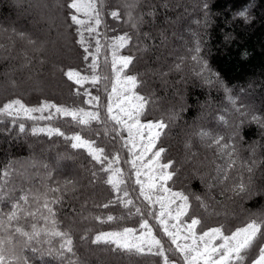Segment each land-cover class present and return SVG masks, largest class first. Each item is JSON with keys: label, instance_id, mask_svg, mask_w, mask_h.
<instances>
[{"label": "trees", "instance_id": "16d2710c", "mask_svg": "<svg viewBox=\"0 0 264 264\" xmlns=\"http://www.w3.org/2000/svg\"><path fill=\"white\" fill-rule=\"evenodd\" d=\"M50 1L0 0V17L16 29L13 34L9 33L0 20V83L3 76L7 77L8 72L18 66L28 70V78L38 72H47L48 66H53L57 68L59 80L56 87L42 91L3 93L0 107L15 99L26 106L50 102L69 109L98 112L104 122L93 121L90 128L82 131L83 126L62 115H48L51 119L0 116V172L11 165L8 183L4 185L7 195L5 201L0 202V209L8 210L11 201L7 197L16 199L29 190L38 195L39 204L33 201L32 208L39 207L43 215L50 218L49 222L44 225L38 215L36 220L29 218L25 227L30 231V224L38 223L49 230L55 227L68 232L73 241L74 256L67 255L78 264H164L160 256L127 254L110 250L114 245L92 243L102 232H122L130 228L136 234L142 230V220L147 219L153 234L161 241L165 256L177 264H184L183 257L175 252L171 238L157 222L160 204L149 206L139 194L135 170L129 163L133 158L129 152L132 145L125 146L127 127L108 119L109 94L116 80L111 66L110 40L127 33L131 40L118 54L134 59L122 74L137 76L140 83L133 91L149 99L140 122L163 120L167 124L145 160L159 148H164L160 163L172 161L169 171L175 172L166 187L184 192L191 200L189 214L180 218L178 227L190 223L191 217H197L202 221L196 227L197 233L220 225L224 226L225 233H230L246 223L251 213L264 212V194L242 198L225 191L238 182L241 175L247 181L249 173L243 165L255 160L252 191L264 193V128L252 121L253 115L264 121V0H144L137 13L143 20L140 28L127 24L121 0H97L101 24L96 28L93 40L97 37L100 47L96 53L98 73L108 78L96 85L87 83L83 86L68 80L64 72L75 69L90 73L92 55L78 43L77 26L68 18L71 11L66 7L68 0ZM42 5L50 10L58 6L55 14L48 15L51 29L46 24L41 25V29L45 27L46 32L50 29V36L59 27L63 30L68 45L59 55L49 53L48 49L42 50L47 41L20 27L26 20L34 21V11ZM113 11L119 12V19L110 15ZM242 11H246L247 19L239 16ZM56 15L60 22L56 21ZM19 33H24L23 39ZM29 40L35 43H29ZM197 43L199 53L195 51ZM85 55L89 56L88 60L84 59ZM193 56L200 62L193 60ZM39 81L50 84L45 73L39 76ZM92 96H98L99 102L86 103ZM230 98L235 100V105ZM241 112L247 115L242 116ZM21 124L23 132L20 131ZM34 128L45 131L33 134ZM49 128H58L64 135H49ZM202 132L209 135L202 137ZM76 133L95 141L98 147L105 149L107 157L118 154L119 163H114L113 167L124 172L127 197L106 183L110 173L102 169L107 168L109 160L97 163L86 149L71 147L72 141L66 137ZM7 135H12V139ZM217 137L224 138L222 144L233 145L236 149V165L229 173L230 179L223 184L217 176V168L225 167L228 158L220 153L219 146L212 144ZM253 149L255 152L250 155ZM140 151L138 147V153ZM225 151H231V148ZM197 164H200L198 169L195 168ZM72 166L76 169L73 172L69 170ZM80 177L82 181L78 184ZM52 188L59 191H50ZM195 196L204 198L209 205L207 211L200 207ZM45 199L53 209L54 217L42 207ZM121 199H131L133 204L125 205ZM179 203L177 201L173 207ZM105 204L108 207H104ZM136 208L141 211L137 213ZM149 212L156 216L150 217ZM109 216L113 219L108 220ZM52 219H55V225L51 223ZM161 219L171 221L166 215ZM52 239L59 247L60 238ZM37 247L45 254L41 257L27 252L30 264H69L68 260L47 255L48 244L41 243Z\"/></svg>", "mask_w": 264, "mask_h": 264}, {"label": "snow or ice", "instance_id": "6c2138e0", "mask_svg": "<svg viewBox=\"0 0 264 264\" xmlns=\"http://www.w3.org/2000/svg\"><path fill=\"white\" fill-rule=\"evenodd\" d=\"M66 7L71 10L68 18L71 20L72 24L77 26V31L80 35L78 43H80L84 51L88 53L89 49L85 47L84 32L81 31V29L91 34L94 33L96 28L101 24L100 13L97 10V0H68ZM129 7H132V5H129ZM204 7L207 8L208 5L205 4ZM110 15L114 19L120 18L118 11H113ZM127 15V22H131V26L136 28L137 24L134 22L135 18L132 12H128ZM239 16L247 19L246 11L240 12ZM93 22L95 27H93ZM18 35L21 39L24 38V33H19ZM130 40L131 37L125 33L124 35L117 36L111 44V66L116 76V83H113L112 92L109 94L107 113L108 119L114 121L116 125L127 127L128 140L125 142V146L127 147L128 144L132 145L129 152L133 158L129 160V163H131L132 168L135 170V175L137 177L135 183L139 185L140 196L144 198L149 206H152L154 203L160 204L161 211L158 216L152 212H149L148 215L150 217L156 216L157 222L163 228L165 234L171 238L172 244L175 245V252H178L180 256L183 257L184 264H264V212L251 213L246 223L240 227H236L230 233H225L223 230L224 226L220 225L210 228L202 234H198L196 227L200 225L202 221L197 217H191L190 223H186L183 228L178 227L177 224L169 226L167 220L161 219V217L167 214L169 220H176L179 224L180 218L189 214L191 200L189 195L184 192L173 191L171 188L166 187L167 182L172 180L175 172L169 171L173 164L172 161L160 163L161 155L165 152L164 148H159L153 153L151 158L145 160L146 154L151 152L156 146V141L160 138L167 124L163 120L142 124L140 122V117L143 115L145 106L149 103V99L133 91L140 83L137 76L128 75L121 80L120 73L133 62L134 57L119 56L118 52L128 45ZM29 43L35 42L29 40ZM99 51V41H97L96 53H99ZM195 51L197 53L200 52L199 43H197ZM84 59L88 60L89 56L85 55ZM192 59L200 62L197 56H193ZM118 64L121 65V67L118 68ZM89 67L91 69V75H82L75 69L65 71L64 75L68 80L80 86H83L84 83L96 85L100 83L101 80L108 78L102 77L98 73L95 55L92 56ZM204 68H207L206 63H204ZM117 83H122L124 85L120 92H117ZM115 96L120 97L119 102L115 104V107L119 109L117 113L113 112V98ZM99 100L100 98L98 96H92L85 102L92 104L93 102L98 103ZM231 102L235 105V100H231ZM53 108L56 113L71 117L76 124L83 126L82 131L90 128L93 121L100 123L104 122L98 112H89L84 109L70 110L50 103H43L40 107L30 108L25 106L19 99L9 101L0 107V116L12 117L14 115L19 116L22 113L27 118L32 119V113H42ZM237 111L239 112L240 109L237 108ZM240 114L242 116L247 115L245 112H241ZM40 118L43 119L44 117ZM47 118L51 119V116ZM220 119L223 120L224 118L221 117ZM252 121L258 123L261 128H264V121H262L260 117L253 115ZM241 123H243V121H241ZM134 128L136 129L135 133L133 132ZM143 129L148 130L147 144L138 145L135 142L136 137L139 136L141 139L144 138ZM20 131H24L23 124L20 125ZM42 131H45V129L34 128L33 134ZM47 132L49 135H64L58 128H49ZM117 134L119 135L120 133L117 132ZM105 135H107V132H105ZM200 135L203 137L209 134L202 132ZM66 139L72 141V148L86 149L88 154L97 163L103 164L105 159L109 160L107 168L102 169L110 173L106 183L111 185L115 192H123L124 197L129 195L127 187L124 186L126 185L124 172L118 167H113L114 163H119L118 154L111 158L107 157L105 155V149L98 147L95 141L85 138L80 133H76L71 137H66ZM223 139V137H217L212 141L213 145L219 146L220 153L228 158L225 167L218 166L217 168V176L220 178V183L222 184L230 179L229 173L237 162L236 158H234V153L236 152L235 147L227 143L222 144L221 141ZM211 146L212 145H210V147ZM138 147L142 150L137 154L135 150ZM229 148H231V151H225ZM252 152L254 154L255 149H253ZM137 161H140L139 165ZM255 164L256 161L253 160L251 164L243 165L249 173L247 181H245V178L241 175L238 182L232 183L230 187L225 188V191H230L234 196L242 198L245 196L251 197L264 194L252 191L251 186L253 181L251 174L253 173V166ZM10 167L11 165L6 166L3 172H0V202H4L7 195L4 185L8 183ZM144 169H147V171L145 172ZM142 174L146 177L145 181L139 179ZM50 191L56 192L59 191V189L52 188ZM30 195L31 199L29 198ZM44 195L46 196V193ZM7 198L11 201L8 210L5 212L3 209H0V264H30V258L26 253L31 252L33 254H39L42 257L45 253L37 247V245L41 243L49 245L46 253L47 255L58 258L61 261L68 260L69 264H78L77 261L71 260L67 255L72 254L74 256L73 241L70 234L55 227L49 230L44 225H47L50 218L44 216L39 207L33 210L32 202L35 201L39 204L38 195L31 193L29 190L16 199H12L11 197ZM195 200L199 202L201 208L205 211L208 210L209 205L203 197L195 196ZM177 201L180 203L173 209L172 205H176ZM55 202L54 200L53 203ZM121 203L132 205L133 201L131 199H121ZM26 205L27 207H25ZM103 206L108 207L107 204ZM42 207L51 214V217L55 216L53 209L48 205L47 199H45ZM140 211V208H136L137 213ZM173 212H175L174 216ZM38 215L44 220V225L38 226V223H31V230L29 231L25 227V224L28 223L29 218L36 220ZM112 219V216L108 217V220ZM21 221H24V223H21ZM51 223L55 225V219H52ZM140 228L145 229L146 232L141 233L139 236L134 235L133 229L125 228L122 232H103L97 234L92 240V243L96 245H114L115 247H112L110 250H120L127 254H152L162 257L164 264H177V261L170 260L165 256L161 241L153 235L152 228L149 227L147 219L142 220ZM170 228H174L176 231L172 232ZM182 232H186L187 235L182 236ZM52 238H60L59 247L53 244ZM179 239H184L186 241L190 240L191 243L179 244L177 243ZM215 241H220V243H215ZM153 249H156V251H153Z\"/></svg>", "mask_w": 264, "mask_h": 264}, {"label": "rangeland", "instance_id": "374dc122", "mask_svg": "<svg viewBox=\"0 0 264 264\" xmlns=\"http://www.w3.org/2000/svg\"><path fill=\"white\" fill-rule=\"evenodd\" d=\"M41 1H45V0H41ZM143 1L144 0H121L122 4L124 5V9H125V20H126V22L128 21V15L127 14H128V12L131 11L133 17L135 18L134 22L138 25L139 28L142 27L143 20L138 18L137 13H138V9L143 4ZM48 2H51V1L48 0ZM129 5H132V7H129ZM55 6H53L51 8V10H50V8L42 5L41 8L37 9L36 11H34V14H35L34 21L26 20V23H24V25L20 26V27H25L26 30L31 35H33V36L36 35L38 37L40 36V38L45 39L47 41L46 45L45 46L43 45L44 48H41L42 50H44V49L47 50L48 49L49 53L52 52L53 55H56V54L59 55L60 53H63V50H65V48H66L65 46L68 45V42H67V39L65 37L66 36L65 33L63 32V30L60 27L52 36H50V34L48 32V30L51 29L50 28L51 19L48 17V15H50L51 13H54V14L56 13L58 6L57 5H55ZM0 20H2L4 22V25L7 28V30L9 31V33L13 34L16 29L14 27H12L11 24L8 23L7 20L4 17H2V18L0 17ZM56 21L57 22L61 21V20L59 21V17L58 16H57ZM43 24H46L47 26H49L48 28H50V29L47 28V32H46L45 27H43V29H41V25H43ZM127 24L130 25L131 22H127ZM93 27H95V24H93ZM40 29H41V31H40ZM81 31L84 32L85 47H88V49H89L87 54L88 55L91 54L92 56L95 55V57H97L96 56L97 37H95V39L93 40V36L95 35V32L89 34L87 31H85L83 29H81ZM114 40H115V38L110 40V47H111V44L114 42ZM15 42L17 43V41H15ZM118 55L119 56H123L121 54H118ZM90 63H91V61H90ZM117 67L119 68V67H121V65L118 64ZM89 72L90 73H87V72H85V73L80 72V73L82 75H91V69H90ZM44 73L48 76V78H50V84H44V82L40 83L39 76L44 75ZM27 75H28V70H24L20 66L13 68L11 71L8 72L7 77L3 76L4 78H2V81L0 83V95L3 94V93H6L8 91H22V92H24L26 94L28 92H31V90H41L42 91V90H45V89H48V88H54L57 85H59V80H58V75H57V68H55L53 66H48V71L47 72L35 73L34 74L35 76H33V78L32 77L28 78ZM120 76H121V80H123V77H125V75H123L122 72L120 73ZM115 79H116V76H115ZM22 80H24V82H22ZM115 83H116V80H115ZM84 84H87V83H84ZM116 86H117V92H120L124 85L122 83H117ZM119 100H120V97L116 96L115 104L118 103ZM47 103H50V102H47ZM50 104H53V103H50ZM115 104H114V108H116ZM57 106H59V105H57ZM27 107L31 108V107H40V106H27ZM62 107H64V106H62ZM65 108H67V107H65ZM70 110H72V109H70ZM118 111H119V109L116 108V113ZM20 115L25 116L22 113ZM31 115H32V117H37V116L49 117L48 115L56 116V115H60V114L56 113L55 109L53 108V109H48L47 111H44L42 113L41 112H34ZM125 119H126V117H125ZM133 132L134 133L136 132L135 128L133 129ZM143 134H144V138L143 139H141L139 136L136 137V141L135 142L138 145H146L147 144L148 130L147 129H143ZM11 137H12V135L8 136V138H11ZM136 153L138 154V148L136 149ZM252 154L253 153H250V155H252ZM186 160H188V159H186ZM195 168L196 169L200 168V164H197L195 166ZM69 170L73 172L76 169L74 170V167L72 166V167L69 168ZM144 171L146 172L147 169H144ZM139 179L141 181H145L146 177L142 174L139 177ZM81 181H82V178L80 177L79 180H78V184ZM78 188L80 189V186H78ZM172 208L175 209L173 207V205H172ZM174 215H175V212H173V216ZM166 217H167V214H166ZM81 220H84V218L81 219ZM168 224H169V226H171L172 224H177V226H178V223H177L176 220L168 221ZM179 227L183 228L184 226L180 225ZM170 231L175 232L176 229L170 228ZM144 232H146V230L142 229L141 231H138V233H136V234L134 233V235L139 236L141 233H144ZM203 232H200L198 234H202ZM181 235L184 236V235H187V233L186 232H182ZM177 243L184 244V243H191V241L190 240L186 241L184 239H179L177 241ZM215 243H220V241H215Z\"/></svg>", "mask_w": 264, "mask_h": 264}]
</instances>
